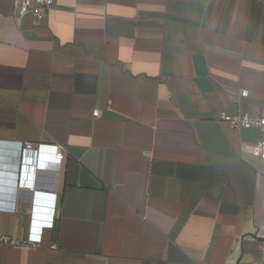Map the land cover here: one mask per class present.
Listing matches in <instances>:
<instances>
[{
    "label": "crops",
    "instance_id": "0c3cea01",
    "mask_svg": "<svg viewBox=\"0 0 264 264\" xmlns=\"http://www.w3.org/2000/svg\"><path fill=\"white\" fill-rule=\"evenodd\" d=\"M242 113L264 0H56L41 24L0 0V264L264 263Z\"/></svg>",
    "mask_w": 264,
    "mask_h": 264
},
{
    "label": "built area",
    "instance_id": "2783aa9c",
    "mask_svg": "<svg viewBox=\"0 0 264 264\" xmlns=\"http://www.w3.org/2000/svg\"><path fill=\"white\" fill-rule=\"evenodd\" d=\"M56 0H14V21L16 23H21L27 17H31L34 24H41L45 21L47 14L55 6ZM245 91L243 95H247ZM100 115V111H94L93 116L97 118ZM223 119L234 128V129H250L257 128L262 134L261 140L246 149L250 154L255 155L264 160V115L252 116L247 113L238 114L236 116H230L227 114L223 115ZM42 145L34 143H26L23 147V152L38 151ZM58 151L56 153V160L63 161L66 158L65 150L62 147H57ZM32 193L35 192V188L29 189ZM30 243L36 247L40 244L32 240H28ZM0 245H15V241L8 237H0ZM264 264V263H258Z\"/></svg>",
    "mask_w": 264,
    "mask_h": 264
}]
</instances>
